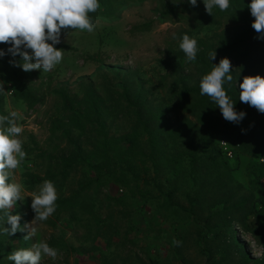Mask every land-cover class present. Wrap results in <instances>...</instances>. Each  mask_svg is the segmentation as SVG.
<instances>
[{"label": "rangeland", "instance_id": "1", "mask_svg": "<svg viewBox=\"0 0 264 264\" xmlns=\"http://www.w3.org/2000/svg\"><path fill=\"white\" fill-rule=\"evenodd\" d=\"M121 1L107 0L111 12L107 16L100 6L90 19L94 26L91 32L62 30L60 43L54 45L62 51L61 62L47 72L31 70L25 77L39 96L32 104L15 96L11 68L0 59V81L5 89L0 91L3 107L9 114L18 113L17 126L23 131L16 138L22 141V150L26 152L9 179L22 185L24 199L17 200L10 211L20 215L22 228L25 224L35 227V235L29 240H24L28 228L9 236L3 232L9 225L2 218L0 223L6 238L19 234L12 241L6 240L4 250L31 249L33 244L44 241L58 254L54 260L42 256L39 264H264V217L252 213L245 221L248 227L234 224L237 225L234 234L208 235L206 204L197 205L192 212L186 195L190 189L189 157L175 151L176 148L170 156L172 163L159 181L164 191L177 189L172 195L176 205L157 188L145 202L117 184L109 182L99 187L88 183L93 171L85 166L65 169L63 158L75 156L79 160L74 153L76 147L89 150L94 132L74 129L71 136H66L64 129H55L54 120L65 113L57 90L65 88L79 102L86 87L91 85L110 108L106 123L112 134L127 132L133 120L130 114L133 109H126L121 96L122 85L129 88L133 98L138 93L141 100L158 107L169 123L176 126L188 117L194 119L181 104H189L201 94L203 77L195 60L188 61L185 54L176 52L181 38L187 34L199 38L197 43L206 42L212 47L211 52H216L213 61L219 63L223 55L216 50L217 41L240 24L218 7L213 8L212 15L208 14L203 0H197L196 6L180 0L172 11L166 9L167 4H173L172 0ZM247 13L249 18H254L250 11ZM198 19L202 26L194 28ZM8 46L0 43V50L8 53ZM232 72L239 87L246 75L263 77L264 63L248 67L233 62ZM183 85L196 88L189 100H184L180 93ZM5 127L6 124L0 126V130ZM186 147L187 143L179 148ZM234 151V158L220 155L233 182L214 191L212 198L231 196L234 202L254 193L253 206L262 211L259 184L250 172L255 157L238 149ZM90 160L97 162L91 157ZM48 168L51 173L32 188L28 182L33 179L28 174L45 176ZM45 180L53 182L56 188V210L47 220L32 225L35 213L31 196L39 194ZM68 198L71 205L63 202ZM224 206L218 203L214 207L215 211L223 212V218L230 211L223 210ZM8 255L4 256L7 264H15L8 260Z\"/></svg>", "mask_w": 264, "mask_h": 264}, {"label": "trees", "instance_id": "2", "mask_svg": "<svg viewBox=\"0 0 264 264\" xmlns=\"http://www.w3.org/2000/svg\"><path fill=\"white\" fill-rule=\"evenodd\" d=\"M98 2L103 8V13L105 12L106 16L111 15L107 0H98ZM250 3L251 0H229V8L225 10L235 17V23H240L234 26L229 34L221 36L217 41L216 50L223 57L230 59L231 66H233V62L248 67L264 63V39L258 38V34L252 28L254 18H249L247 13L250 11L248 8ZM175 7L176 5L167 4L166 9L172 11ZM95 14L96 12L88 15L91 19ZM199 26H202L200 19L193 27ZM188 36L200 40L194 36ZM197 47L195 64L198 65L199 72L204 76L210 73L214 64L218 63L210 59L209 54L212 47L209 44L198 42ZM176 52L180 55L184 54L179 45ZM17 58L20 56L13 57L9 52L0 57L9 65L13 73L16 83L15 96L32 104L33 101L39 99V96L34 92L33 87L25 81L29 71L25 72L22 68L10 63ZM232 73L231 69L230 74L232 75ZM223 86L230 99L235 101V110L243 111L246 114L239 123L225 120L219 106L210 97L198 94L192 98L189 104H181L183 109L190 112L194 119L188 117L173 126L158 107L148 101L141 100L138 93L133 98L129 88L122 85L121 96L126 101V109H133L130 112L133 120L129 130L120 134L110 133V128L106 123L110 108L91 85L86 87L84 96L79 102H75L65 88H60L57 93L62 99L65 113L54 120L55 129H64L63 134L66 136H71V131L74 129L81 132L87 130L94 132L92 146L89 150L85 152L80 146L76 147L74 153L79 157V160L75 156L63 158L65 169H72L78 165L85 166L93 171V176L88 183L99 187L109 182L114 183L131 191L134 196L139 195L145 202L149 200L153 189L157 188L162 194L168 196L172 205H176L172 201V195L177 189L164 191L159 181L160 175L165 173L169 167L170 156L179 150L180 154L185 153L189 157L187 159L190 163V173L187 179L190 189L186 195L191 206L190 210L194 212L197 205L206 204L208 215L205 219V227L208 235L213 233L216 237L223 234H234L237 226L234 224L246 227L245 221L248 215L256 213L264 217V210L260 211L256 209V205L253 206L255 204L254 193L234 202H231V196L213 200L214 191L227 188L233 182L227 164L220 158L224 152L219 140L225 137L234 145L235 150H241L255 157V161L250 166V172L259 184L258 200L264 206V161H261L264 159V113H260L254 107L240 101V88L236 85L234 77L231 83L225 82ZM195 92L196 88L183 85L180 93L184 96V100H189L190 95ZM3 101V95H0V116L9 115L4 110ZM185 143H187L186 148L183 150L179 148ZM173 149H175L174 152H172ZM224 156L226 157L225 154ZM90 157L96 159L97 162H92ZM201 165L202 168H199L198 166ZM50 173L51 168L46 169L45 176L30 173L28 175L33 180L28 183H31L33 188ZM213 185L214 187H212ZM79 195L78 192L77 196ZM63 202H66L67 205L72 204L69 198ZM218 203H224L223 210H230L224 218L222 211L214 210ZM248 203L251 204L249 207H247ZM2 218L6 220V217H3V212H0V220ZM14 237L18 238L19 234ZM14 237L6 238L0 223V264H7L4 256L11 252L7 249L4 250V247L6 240L11 239L12 241L15 239Z\"/></svg>", "mask_w": 264, "mask_h": 264}, {"label": "clouds", "instance_id": "3", "mask_svg": "<svg viewBox=\"0 0 264 264\" xmlns=\"http://www.w3.org/2000/svg\"><path fill=\"white\" fill-rule=\"evenodd\" d=\"M177 4L180 0H172ZM190 5L196 6L197 0H188ZM205 11L212 15L214 7L221 11L229 8V0H203ZM100 8L98 0H0V43L9 44L8 52L13 57L19 55L20 61H10L23 71L42 69L44 72L52 70L62 60V51L54 45L60 43L62 30L80 29L93 31V23L89 13ZM252 17V28L258 38L264 39V0H251L248 5ZM173 39H176L175 34ZM51 41V43H49ZM188 61H194L198 52L197 41L184 34L179 44ZM30 50V51H29ZM5 52L0 50V57ZM214 60L215 50L209 54ZM231 61L227 57L221 58L210 73L204 75L200 81L201 95L210 97L219 106L225 120L239 123L245 112H237L235 101L227 95L224 84L231 83ZM241 102L249 104L258 112L264 113V77L246 75L239 83ZM0 81V91H4ZM18 113L13 111L9 115L0 116V126L7 127L0 130V212L6 217L9 227L3 232L9 236L17 231L28 228L24 240L35 235V227L28 224L22 228L20 215L10 211L21 196L22 185L9 182L13 170L17 169L25 158L22 141L16 138L23 129L17 126ZM31 208L35 213L32 225L47 220L56 210V188L50 180H45L40 186L39 194L31 196ZM57 250L44 241L33 244L31 249H18L8 255V260L15 264H39L42 256L57 257Z\"/></svg>", "mask_w": 264, "mask_h": 264}, {"label": "built area", "instance_id": "4", "mask_svg": "<svg viewBox=\"0 0 264 264\" xmlns=\"http://www.w3.org/2000/svg\"><path fill=\"white\" fill-rule=\"evenodd\" d=\"M219 143H220L221 149L223 150L224 154L228 158L235 157L234 145L231 144V142L227 138L225 137L220 138ZM262 161H264V159H262Z\"/></svg>", "mask_w": 264, "mask_h": 264}]
</instances>
